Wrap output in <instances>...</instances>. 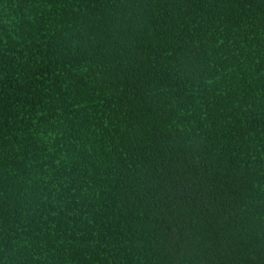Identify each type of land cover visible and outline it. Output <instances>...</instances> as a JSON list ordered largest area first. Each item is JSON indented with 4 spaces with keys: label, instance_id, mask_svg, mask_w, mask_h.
<instances>
[{
    "label": "trees",
    "instance_id": "1",
    "mask_svg": "<svg viewBox=\"0 0 264 264\" xmlns=\"http://www.w3.org/2000/svg\"><path fill=\"white\" fill-rule=\"evenodd\" d=\"M263 187L264 0H0V264H264Z\"/></svg>",
    "mask_w": 264,
    "mask_h": 264
},
{
    "label": "bare ground",
    "instance_id": "2",
    "mask_svg": "<svg viewBox=\"0 0 264 264\" xmlns=\"http://www.w3.org/2000/svg\"><path fill=\"white\" fill-rule=\"evenodd\" d=\"M256 156V155H255ZM219 158V157H218ZM263 159V158H262ZM263 161V160H262ZM254 171V170H253ZM259 179V178H258ZM246 185V184H245ZM254 185V184H253ZM255 186V185H254ZM261 187V186H260ZM251 188V187H250ZM257 188H258V186H257ZM264 188V187H263ZM252 189V188H251ZM264 193V192H263ZM247 194H248V192H247ZM250 197V196H249ZM264 208V207H263ZM254 209V208H253ZM258 210V209H257ZM256 212V211H255ZM217 214V213H216ZM215 214V215H216ZM219 214V213H218ZM260 214H261V212H260ZM260 217V216H259ZM234 220V219H233ZM220 221V220H219ZM255 221V220H254ZM264 221V220H263ZM236 222H237V220H236ZM264 223V222H263ZM209 224V223H208ZM232 227V226H231ZM210 228V227H209ZM263 230V229H262ZM263 233V232H262ZM263 247H264V245H263Z\"/></svg>",
    "mask_w": 264,
    "mask_h": 264
}]
</instances>
